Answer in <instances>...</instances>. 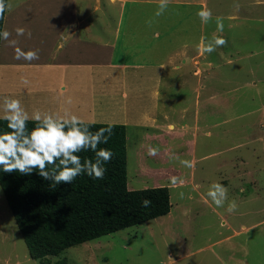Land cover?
I'll use <instances>...</instances> for the list:
<instances>
[{
	"label": "rangeland",
	"instance_id": "1",
	"mask_svg": "<svg viewBox=\"0 0 264 264\" xmlns=\"http://www.w3.org/2000/svg\"><path fill=\"white\" fill-rule=\"evenodd\" d=\"M205 1L212 13L207 24L199 19L207 30L206 43L214 38L212 29H218L217 17L223 30L215 38L227 43L206 53L207 63L200 61L198 52L183 56L189 59L182 63L183 77L188 79L179 82L183 77L176 71V81L161 84L159 121L139 126L130 110L125 113L123 106L121 111L117 108L121 101L125 108L138 107L139 95L134 90L128 99L120 98L114 106L100 110L97 101L102 84L85 83L71 92L75 103L83 98L86 114H106L107 123L126 124L128 187L169 186L171 211L41 260L30 255L0 185V264H264V0ZM193 2L184 8L178 3L168 5L164 11L184 9L175 11L176 29L185 23L192 26L198 18ZM158 5L142 4L144 10L158 9ZM184 13L189 17L180 22ZM3 86L11 90L15 84ZM211 94L217 96L209 98ZM106 99L111 104L112 98ZM185 123L192 126L188 142L181 138ZM165 137L171 139L169 146L162 144ZM149 148L157 149L156 155H150ZM181 160L192 166H184ZM212 183L227 189L223 207L207 196ZM232 200L237 209L229 213Z\"/></svg>",
	"mask_w": 264,
	"mask_h": 264
},
{
	"label": "crops",
	"instance_id": "2",
	"mask_svg": "<svg viewBox=\"0 0 264 264\" xmlns=\"http://www.w3.org/2000/svg\"><path fill=\"white\" fill-rule=\"evenodd\" d=\"M146 3L159 4V0H17L10 9L6 8L3 32L8 31L10 36L7 40L2 37L0 47V116L3 100L8 97L21 99L29 116L39 111L61 118L76 115L83 121L107 123L110 119L104 118L106 114L94 116L91 111L86 114L83 98L77 103L72 101L75 93L71 92L77 86L97 83L102 84L98 110L114 106L120 98L128 99L134 90L139 95L138 107L125 108L126 103L121 101L117 108L121 111L123 106L125 113L130 110L139 126L159 121L161 84L176 81L173 79L176 71H181L183 77L186 72L183 64L189 60L183 56L189 52H198L200 61L206 62L207 52L199 49L207 44V30L200 26L198 15L197 19L193 17L192 26L185 23L176 29L175 11L185 12L184 9L172 8L169 14L164 12L157 17L158 9L144 10L142 4ZM175 3L184 8L190 0H170L169 5ZM193 3L196 14L207 10L205 0ZM184 14L180 22L189 17ZM17 27L24 28L25 34L18 36ZM218 33L216 27L211 31L214 37ZM13 40L16 44L10 46ZM16 48L25 53L35 51L38 59H17ZM2 67L6 74L1 72ZM12 71L16 76L12 77ZM186 79L187 75L179 82ZM10 82L15 86L11 90L4 88V83ZM200 92L198 87L199 95ZM216 96L211 94L209 98ZM106 97L112 98L111 104ZM32 101L38 104L32 105ZM182 126L181 138L188 142L192 126L187 123ZM206 133L210 135L209 131ZM193 138L195 144V135ZM162 144L169 146L171 139L165 137Z\"/></svg>",
	"mask_w": 264,
	"mask_h": 264
},
{
	"label": "trees",
	"instance_id": "3",
	"mask_svg": "<svg viewBox=\"0 0 264 264\" xmlns=\"http://www.w3.org/2000/svg\"><path fill=\"white\" fill-rule=\"evenodd\" d=\"M8 0H5L7 5ZM7 8V7H6ZM6 9L0 18L3 32ZM2 36H0L1 47ZM90 131L101 127L113 128L106 144L98 147L110 150L113 155L103 167V179L81 174L71 183L52 187L33 169L31 174L18 170L6 173L0 167V185L9 208L17 222L32 257L43 259L59 254L65 248L99 238L171 211L170 187L160 185L142 189L128 187L127 126L123 123L85 121ZM35 122L28 121L31 130ZM10 131L7 122L0 119V133ZM107 135V133L105 134ZM78 155L94 159L91 151ZM58 163V162H57ZM53 165H48L51 172ZM145 199L150 204L145 207ZM42 264H45L42 261ZM57 264H65L58 261Z\"/></svg>",
	"mask_w": 264,
	"mask_h": 264
},
{
	"label": "clouds",
	"instance_id": "4",
	"mask_svg": "<svg viewBox=\"0 0 264 264\" xmlns=\"http://www.w3.org/2000/svg\"><path fill=\"white\" fill-rule=\"evenodd\" d=\"M170 0H159L158 10L155 15L161 16L167 9ZM11 8L6 5L5 0H0V18L3 17L5 9ZM201 22L207 24L212 19L210 10L197 13ZM151 21H149V24ZM218 29L223 30L219 17L216 19ZM18 36L25 34V29H15ZM30 36L31 33H28ZM5 40L10 36L8 31L0 33ZM227 41L223 38H213L201 47V52L211 53L217 46H223ZM16 41H10V46H15ZM16 58L28 61L38 59L35 51L22 52L16 48ZM162 67V66H161ZM27 84V80H23ZM3 115L0 119L7 122L8 132L0 133V167L6 173L19 171L22 174H31L33 169H38V174L46 180L52 181V187L60 183L69 184L74 178L81 174H87L95 179H103L106 169L105 163L111 160L113 153L105 148H99L102 143L106 144L113 133L111 125L101 127L97 131H90V125L85 123L76 115H66V118L54 116L49 113L35 111L31 116L22 107L18 99L5 97L2 105ZM35 122L34 127L29 130V120ZM107 133V135H105ZM91 151L94 159L81 158L79 153ZM157 149L149 148L150 155H156ZM58 162V163H57ZM181 164L191 167L187 160H181ZM48 165H53L51 172L46 170ZM177 183V178H172ZM183 193L180 197L183 198ZM207 196L217 207H223L227 201V189L220 183H212ZM147 207L150 201H142ZM237 209L235 200L228 202L227 211L234 212Z\"/></svg>",
	"mask_w": 264,
	"mask_h": 264
},
{
	"label": "bare ground",
	"instance_id": "5",
	"mask_svg": "<svg viewBox=\"0 0 264 264\" xmlns=\"http://www.w3.org/2000/svg\"><path fill=\"white\" fill-rule=\"evenodd\" d=\"M9 19H10V18H9ZM9 19H8V20H9ZM8 24H9V23H8ZM84 100H85V99H84ZM170 127H171V128H173V127H174V125L170 124Z\"/></svg>",
	"mask_w": 264,
	"mask_h": 264
}]
</instances>
